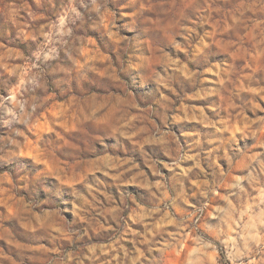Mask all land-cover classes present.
<instances>
[{
  "label": "clouds",
  "instance_id": "clouds-1",
  "mask_svg": "<svg viewBox=\"0 0 264 264\" xmlns=\"http://www.w3.org/2000/svg\"><path fill=\"white\" fill-rule=\"evenodd\" d=\"M0 264H264V0H0Z\"/></svg>",
  "mask_w": 264,
  "mask_h": 264
}]
</instances>
